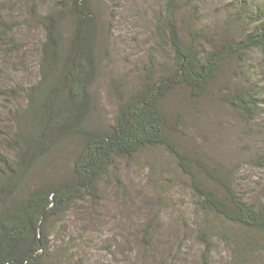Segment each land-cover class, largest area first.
Returning <instances> with one entry per match:
<instances>
[{"label":"rangeland","instance_id":"rangeland-1","mask_svg":"<svg viewBox=\"0 0 264 264\" xmlns=\"http://www.w3.org/2000/svg\"><path fill=\"white\" fill-rule=\"evenodd\" d=\"M40 1V9L46 10L54 0ZM170 1L91 0L101 33L90 125L109 124L119 104L141 87L150 70L156 78L175 70L169 36L163 38L160 33V20H165ZM172 2L176 29L187 44L210 49L220 41L239 38L246 30V16L238 19L240 0ZM34 3L0 0V21L6 24L0 28L2 86L28 87L39 80L44 31L32 11ZM262 57L254 50L244 63L228 61L212 88L199 99L179 88L165 102L170 136L191 160L196 175L222 193L230 186L258 205L264 202V109L257 120H249L226 97L253 76L262 81L264 92ZM8 98L0 96L3 150L7 149L5 136H12L17 128V109L23 111L26 105L23 93L18 100ZM72 159L71 146H65L49 166L48 176L65 174ZM178 161L164 147L119 160L118 169L101 183L102 200L83 203L57 234L56 251L66 248L76 254L66 264H264V234L215 215H205L207 237L213 243L207 255L201 232L196 231L205 222L191 179ZM150 229L152 243L145 247V231Z\"/></svg>","mask_w":264,"mask_h":264},{"label":"trees","instance_id":"trees-1","mask_svg":"<svg viewBox=\"0 0 264 264\" xmlns=\"http://www.w3.org/2000/svg\"><path fill=\"white\" fill-rule=\"evenodd\" d=\"M240 2L238 19L246 16V30L239 38L202 49L187 44L176 29L171 0L165 20H160V33L163 38L169 36L175 70L157 78L153 70L147 72L141 87L119 104L112 121L93 126L88 121L95 107L93 86L99 73L98 13L91 0H54L46 10H41L42 2L35 0L32 11L44 31L39 80L28 87L0 85L1 97L18 100L23 93L26 99L24 110L17 109L14 136H5L7 149H0V264L72 262L76 254L55 248L66 219L90 199L95 204L102 200L101 183L118 169L119 160L134 159L157 147L173 153L191 179L199 214L205 222L196 231L201 232L207 255L213 243L207 237L205 215L264 234V202L250 203L230 186L226 187L227 193H222L201 180L191 160L170 136L165 105L179 88L187 90L192 98H201L228 61L244 63L254 50L263 55L264 80V3ZM5 25L0 21V28ZM246 82L232 88L226 100L254 121L263 115V85L254 76ZM65 146H71L73 153L69 170L48 176L49 166ZM152 231H145V247L151 246Z\"/></svg>","mask_w":264,"mask_h":264}]
</instances>
